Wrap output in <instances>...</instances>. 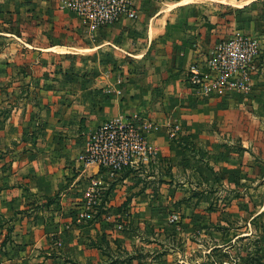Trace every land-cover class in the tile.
Segmentation results:
<instances>
[{
    "label": "crops",
    "instance_id": "0c3cea01",
    "mask_svg": "<svg viewBox=\"0 0 264 264\" xmlns=\"http://www.w3.org/2000/svg\"><path fill=\"white\" fill-rule=\"evenodd\" d=\"M72 1L0 0V167L10 198L76 200L103 184L104 167L81 157L109 120H133L153 154L140 157L152 168L144 189L135 169L114 184L113 197L133 204L167 199L172 183H229L235 167L249 181L260 170L264 0H130L134 19L94 30ZM237 35L257 46L249 90L198 93L190 68L213 78L208 59Z\"/></svg>",
    "mask_w": 264,
    "mask_h": 264
},
{
    "label": "rangeland",
    "instance_id": "374dc122",
    "mask_svg": "<svg viewBox=\"0 0 264 264\" xmlns=\"http://www.w3.org/2000/svg\"><path fill=\"white\" fill-rule=\"evenodd\" d=\"M148 162L104 167V183L76 200L10 198L0 167V264H264V165L249 181L235 167L229 183H172L167 199L113 197L133 169L146 187Z\"/></svg>",
    "mask_w": 264,
    "mask_h": 264
},
{
    "label": "built area",
    "instance_id": "2783aa9c",
    "mask_svg": "<svg viewBox=\"0 0 264 264\" xmlns=\"http://www.w3.org/2000/svg\"><path fill=\"white\" fill-rule=\"evenodd\" d=\"M70 7L92 30L114 23L121 15L131 19L136 17L130 0H73ZM256 54V44L237 35L220 43L208 59L214 71L213 78L201 75L192 66L186 80L198 93L203 94L221 96L228 90L247 92L252 85L250 73L256 68ZM144 148L141 128L133 120L126 123L109 120L98 127L81 159L119 170L132 165L142 156L151 158L153 154L145 152ZM141 151L145 153L140 154ZM176 219L175 215L171 217V221Z\"/></svg>",
    "mask_w": 264,
    "mask_h": 264
}]
</instances>
